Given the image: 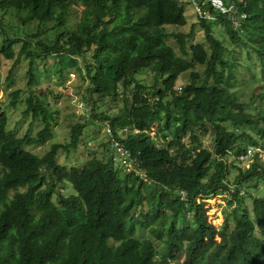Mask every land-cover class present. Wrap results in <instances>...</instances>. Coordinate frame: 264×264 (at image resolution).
Listing matches in <instances>:
<instances>
[{"label":"trees","instance_id":"1","mask_svg":"<svg viewBox=\"0 0 264 264\" xmlns=\"http://www.w3.org/2000/svg\"><path fill=\"white\" fill-rule=\"evenodd\" d=\"M226 2L234 4L227 14L202 5L197 17L208 44L188 46V34L168 30L187 24L180 0H0L1 53L29 59L30 83L38 59L83 58L93 118L110 128L108 154L68 167L58 162L59 151L78 147L83 125L40 156L23 146L51 138L52 109L41 94L29 96L25 113L41 115L45 127L36 137H20L8 128L0 99V264H177L180 254L182 264H264V196L252 198L251 211L243 205L247 191L250 198L243 186L264 184V159L254 153L233 185L226 159L234 153L240 161L250 146L264 150V91L250 103L234 95L235 62L213 32L222 25L233 44L264 64V0ZM171 36L181 55L167 43ZM197 65L204 75L191 71L177 89L180 76ZM146 70L152 85L139 78ZM121 96L123 109L95 111V97ZM209 132L214 152L202 145ZM69 183L76 192L65 194ZM217 192L238 203L233 229L228 219L217 227L208 218L205 199ZM138 227L154 239L138 237Z\"/></svg>","mask_w":264,"mask_h":264},{"label":"rangeland","instance_id":"2","mask_svg":"<svg viewBox=\"0 0 264 264\" xmlns=\"http://www.w3.org/2000/svg\"><path fill=\"white\" fill-rule=\"evenodd\" d=\"M185 6V15L187 18V24L182 27H168L170 32H180L188 34L187 45L203 43L208 44L206 33L201 26L197 17V7L193 0H180ZM74 15L78 12L74 8ZM80 10V9H79ZM71 18V21H77L80 17V13H77L75 17ZM7 26L13 27V30H22L16 26L13 19L6 20ZM21 24V23H20ZM22 28V25H21ZM10 29V28H8ZM214 35L221 40L227 52L225 57L232 62H235L232 71L235 75L234 82L236 86L234 89V95L240 100L250 103L254 93H262L264 91V64L257 54L251 49L243 48L238 44H233L230 38L226 34V30L222 25H214ZM12 30V31H13ZM12 33V32H11ZM16 33V32H14ZM23 34V33H22ZM23 36H26L24 33ZM4 35L0 33V49L3 43ZM167 43L173 46L177 54L181 55L180 43L174 37L171 36L167 39ZM21 45L16 46V51L19 52ZM250 52V53H249ZM78 61V65H75L74 59ZM89 58V57H88ZM87 58V59H88ZM19 59V60H18ZM88 60H91L90 58ZM29 59L24 57L7 59L0 51V99L4 103L5 110L9 116L8 128L11 129L18 136L23 137L26 134L29 137H36L37 134L44 129L45 121L43 117L34 116L31 112L26 114L25 111L28 107L27 98L31 95L41 94L44 104L52 109L54 113L52 124V134L45 142L41 144H24V148L43 156L48 152L54 143H66L71 139V132L73 126L77 124L83 125L82 137L79 141L78 147L71 152L60 149L58 154V162L68 167L82 166L90 158L97 157L102 158L108 154L106 143L110 140V128L106 125V121L101 119L95 120L93 118V102H88L87 98H90L88 88L90 86V80L86 74V63L83 58L71 57L68 55H52L47 59H38L33 67L34 81L29 82ZM78 66L82 69L80 72ZM205 67L197 65L180 76L177 83V89L180 85H184L190 79L191 71H198L204 75ZM229 74V69L226 71ZM139 78L147 85L154 83V75L150 70H146L143 74L139 75ZM17 91V97H13V92ZM131 88L125 91V97L131 100ZM97 109L95 111L104 113H114L123 109L125 102L122 96L118 101L107 100L102 101L95 97ZM93 110V111H92ZM160 140V139H158ZM202 145L209 148L214 152V143L212 133L201 135ZM186 143H190L189 139L185 140ZM162 143V142H160ZM264 157V153L259 155ZM125 158L122 156L121 160ZM229 164L230 184H234L236 176L240 172V168L246 169L250 166L248 160L238 161L234 153L229 154L227 157ZM129 164V163H128ZM125 163V165H128ZM118 166V165H117ZM119 169H124V167ZM243 169V170H244ZM67 185L62 192L65 194L75 193V189L71 183ZM255 184L256 187L252 186ZM244 189L248 188L243 205L248 210H253L252 198L255 196H264V184L253 181L251 185L243 186ZM260 188V189H259ZM258 189V190H257ZM25 190V188H21ZM14 191H11L13 195ZM232 196L226 192L212 193V195L205 199V208L209 220L217 227H221L225 224L226 219L230 220L231 229L235 226L234 213L239 206L236 200L230 204ZM145 211L149 209L147 202L145 201ZM35 216H39V211L34 210ZM141 218V217H140ZM162 215L159 214L157 224L161 223ZM136 235L138 237L153 238L150 230H142L137 228ZM219 240L220 238L217 237ZM115 244H117L115 242ZM161 247L164 242L157 241ZM185 255L180 254L176 258L177 264H182Z\"/></svg>","mask_w":264,"mask_h":264},{"label":"built area","instance_id":"3","mask_svg":"<svg viewBox=\"0 0 264 264\" xmlns=\"http://www.w3.org/2000/svg\"><path fill=\"white\" fill-rule=\"evenodd\" d=\"M195 6L197 7L198 12L201 11L203 4H209L215 9L219 10L223 14H227L231 11L234 4H229L226 0H193ZM202 3V4H201ZM259 152L260 154L264 153V150L257 146H250L248 151L240 154L239 159L242 162L243 160H252L254 153ZM126 160V159H124Z\"/></svg>","mask_w":264,"mask_h":264},{"label":"clouds","instance_id":"4","mask_svg":"<svg viewBox=\"0 0 264 264\" xmlns=\"http://www.w3.org/2000/svg\"><path fill=\"white\" fill-rule=\"evenodd\" d=\"M261 158H262V159H264V157H263V156H262ZM199 201H201V199H200Z\"/></svg>","mask_w":264,"mask_h":264}]
</instances>
